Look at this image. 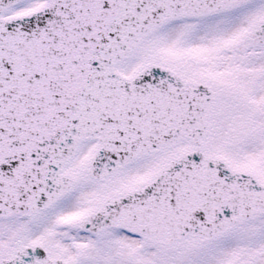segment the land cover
Returning <instances> with one entry per match:
<instances>
[{
	"label": "snow or ice",
	"instance_id": "6c2138e0",
	"mask_svg": "<svg viewBox=\"0 0 264 264\" xmlns=\"http://www.w3.org/2000/svg\"><path fill=\"white\" fill-rule=\"evenodd\" d=\"M0 264H264V0H0Z\"/></svg>",
	"mask_w": 264,
	"mask_h": 264
}]
</instances>
